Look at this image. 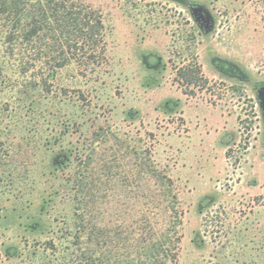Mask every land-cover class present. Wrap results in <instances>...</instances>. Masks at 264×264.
Here are the masks:
<instances>
[{"label":"rangeland","instance_id":"1","mask_svg":"<svg viewBox=\"0 0 264 264\" xmlns=\"http://www.w3.org/2000/svg\"><path fill=\"white\" fill-rule=\"evenodd\" d=\"M78 1L104 24L94 63L51 69L0 36V264L125 259L148 151L183 215L171 264H264L263 0Z\"/></svg>","mask_w":264,"mask_h":264},{"label":"trees","instance_id":"2","mask_svg":"<svg viewBox=\"0 0 264 264\" xmlns=\"http://www.w3.org/2000/svg\"><path fill=\"white\" fill-rule=\"evenodd\" d=\"M103 33L101 17L78 0H0V36L6 53L13 56L18 51L24 57L26 53L38 51L51 69L73 61L79 64L97 61L105 51ZM184 75L198 80L201 68L196 66ZM151 157L148 151L147 162H143L142 170L138 171V177L154 180L149 199L145 201L147 210L138 221L141 228L135 229L133 238L119 236L121 241L125 239L132 252L116 264H171L176 261L183 215L177 208L173 180L158 170ZM147 184L148 187L152 185L149 181ZM79 187H84V183L80 182ZM77 203L78 210L87 206L85 197ZM84 213L78 216L85 229Z\"/></svg>","mask_w":264,"mask_h":264},{"label":"flooded vegetation","instance_id":"3","mask_svg":"<svg viewBox=\"0 0 264 264\" xmlns=\"http://www.w3.org/2000/svg\"><path fill=\"white\" fill-rule=\"evenodd\" d=\"M194 17H195L198 27L201 30L210 29L211 24H212V19L205 12H202L201 10L196 9L194 10ZM147 63L150 65H157L159 63V60L155 55H150L147 57ZM218 65L221 71H230L231 74H233L234 77H237V79L241 82L243 78L242 71H238L236 68H233V66H231L230 64H227L224 62L219 61ZM178 74L180 75L181 72H179Z\"/></svg>","mask_w":264,"mask_h":264},{"label":"water","instance_id":"4","mask_svg":"<svg viewBox=\"0 0 264 264\" xmlns=\"http://www.w3.org/2000/svg\"><path fill=\"white\" fill-rule=\"evenodd\" d=\"M258 97H259L262 109L264 111V86L259 89Z\"/></svg>","mask_w":264,"mask_h":264}]
</instances>
